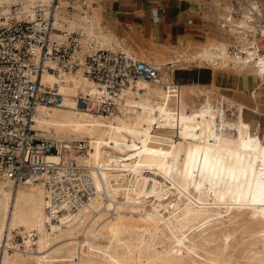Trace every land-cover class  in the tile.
<instances>
[{"label":"bare ground","instance_id":"bare-ground-1","mask_svg":"<svg viewBox=\"0 0 264 264\" xmlns=\"http://www.w3.org/2000/svg\"><path fill=\"white\" fill-rule=\"evenodd\" d=\"M208 4L233 35L246 25V14L233 15L227 0ZM95 8L98 14L86 18L99 45L121 46L102 25L103 5ZM256 9L264 15L263 3ZM230 44L209 42L191 55L255 71L263 81L264 61L258 66L248 58L228 61ZM126 51L160 69L163 82L173 78L168 62L189 58L184 51L172 59L154 48ZM42 81L57 83L62 98L57 105L38 106L34 127L70 148L73 140L88 138V153L66 154L92 166L109 199L95 198L80 214L53 221L43 183L15 187L0 179V241L22 234L21 246L5 251L0 264H264V141L242 113L224 110V94L214 103L209 84L194 81L177 83L178 93L171 95L164 83L140 78L127 89L125 106L105 118L77 105L80 90L95 89L81 73L46 71ZM199 180L207 193L196 189ZM114 205L115 212L107 215L105 209Z\"/></svg>","mask_w":264,"mask_h":264},{"label":"built area","instance_id":"built-area-1","mask_svg":"<svg viewBox=\"0 0 264 264\" xmlns=\"http://www.w3.org/2000/svg\"><path fill=\"white\" fill-rule=\"evenodd\" d=\"M103 1L107 0H15L0 4V179L15 187L31 181L43 183L53 221L80 214L95 198L107 202L109 194L103 183L97 185L91 165L66 154L71 149L88 153V138L73 140L70 148L34 127L38 106L57 105L62 98L57 83L42 81L44 72L60 76L72 71L88 78L95 89L80 90L75 96L77 105L105 118L125 106L127 89L140 78L164 83L171 95L178 93L176 82H163L160 69L147 61L121 46L99 45L89 23L92 8ZM230 4L233 15L246 14V25L237 26L236 35L228 24L223 25L231 36L228 61H264V15L256 9L261 1L230 0ZM71 21L76 23L73 28ZM208 62L213 68L218 60ZM166 65L174 76L173 63ZM111 207L105 209L107 215L115 212L117 205ZM30 237L35 239V234ZM15 244L21 246L15 238L0 241V262Z\"/></svg>","mask_w":264,"mask_h":264},{"label":"crops","instance_id":"crops-1","mask_svg":"<svg viewBox=\"0 0 264 264\" xmlns=\"http://www.w3.org/2000/svg\"><path fill=\"white\" fill-rule=\"evenodd\" d=\"M108 23L120 33L136 32V37L148 45H178L180 41L202 42L207 32L202 0H107L103 1ZM150 49V48H149ZM191 65V64H189ZM194 68V69H193ZM201 70L191 66V72L177 75L180 80L202 77L200 83L208 84L217 78L212 68ZM220 83L239 95L248 107L243 116L259 123L264 141V111H257V95L264 107V80L248 72H232ZM250 110V112L248 111Z\"/></svg>","mask_w":264,"mask_h":264},{"label":"rangeland","instance_id":"rangeland-1","mask_svg":"<svg viewBox=\"0 0 264 264\" xmlns=\"http://www.w3.org/2000/svg\"><path fill=\"white\" fill-rule=\"evenodd\" d=\"M208 1L209 0H205V2H203L204 11H205L204 12V18H205L206 23H207V32H206L205 36L202 38V42L180 41V43L178 45H163V44H158V43H151L150 45H148L145 41H142L140 38L136 37V34H135L136 32H134V30H133V32H129V33L118 32V30L113 25L108 23V19L105 15V11H104V6L101 9L102 13L100 12L101 16H102V25L105 28L107 27V28L111 29L117 35L118 41H120V45L124 49H126V48L128 49L129 47H133L137 50H138V48H140L144 51H146L148 48H154L157 50H164L166 52V55L169 57V59L174 58L173 56L175 54L178 55L179 51H184L185 53H187L189 58L183 59L181 62H179L178 64H175L174 67H172V68H175V71H174V76L171 80H174L176 82V84L177 83L178 84L194 83L193 80H180L177 78V75L180 76V75L186 74L187 72H191L192 71L191 66H193V67L198 66L201 70L202 69L203 70H211V69H209L210 68L209 66H211V63L208 62V60H202L200 57L192 56L191 53L197 52V51L201 52L203 46L207 45L209 42H216L219 40H227L228 42L231 43V40H230L231 36L228 32H226V30L223 27V25L226 24L227 21H225L223 18H221L218 10L213 5L208 4ZM227 1H228V3H230V0H227ZM260 1H261V3H263V6H264V0H260ZM100 4L103 5V2H98L97 5H100ZM98 11H100V9L92 8V16L95 17L98 14ZM100 13H99V15H100ZM115 46H118V45H115ZM167 53H169V54H167ZM134 54L137 55L138 58H140L139 53H134ZM189 64H191V65H189ZM166 67L168 68V65H166ZM212 70H213L214 74L217 75V78L214 81L208 83L209 86L212 88L211 89L212 91L210 92L212 96L210 95V99L214 103H216L217 101L215 98H217L218 96L220 98V96H221L220 93H222V94H224L223 96H225V98L227 100L225 102V105H224V110H226L232 116L233 115L237 116L239 113L243 114V111L246 110V108H244V107L245 106L248 107L246 105V103L244 101H241V99L239 98V95L236 94L234 91L230 90L227 87H224L220 83V81H221V78L227 77L226 75H228L229 73H232V72H239V73L248 72V73L254 74L256 77H258L257 74L255 73V71H251V70L244 69V68H231L230 66H224L220 63H217L216 65H214ZM259 78L261 79V77H259ZM202 87L204 88V86H202ZM256 95L258 96L257 97V104H254V105L258 106V107H256L258 109L257 111H261V110L264 111V107L261 105L262 100L259 98L260 93H256ZM205 98H206V96H202V101ZM200 100L198 99V100L194 101V103H198ZM235 101L241 102L244 106L243 105L241 106V104L235 103ZM239 106L241 107V109ZM248 111L250 112V110H248ZM246 120H248V119H246ZM256 124L253 122L254 127H257V126L259 127V123H256ZM42 132L44 133V131H42ZM260 135H261V132H260ZM261 137H262V135H261ZM226 143L229 144V142H226ZM198 183H199V186L196 189L201 190L203 188L202 187L203 182L201 180H199L195 184L198 185ZM224 186L227 187V184H225ZM193 188H195L194 185H193ZM206 189L207 188L204 187L203 190L200 191V193L201 194L207 193ZM13 238H15L18 242H22V234L19 232H15Z\"/></svg>","mask_w":264,"mask_h":264},{"label":"trees","instance_id":"trees-1","mask_svg":"<svg viewBox=\"0 0 264 264\" xmlns=\"http://www.w3.org/2000/svg\"><path fill=\"white\" fill-rule=\"evenodd\" d=\"M192 79H193V81H196V82H202V80H203L202 77H194Z\"/></svg>","mask_w":264,"mask_h":264}]
</instances>
